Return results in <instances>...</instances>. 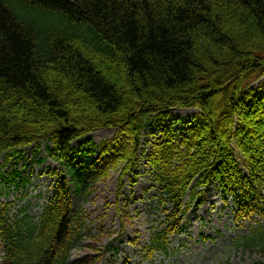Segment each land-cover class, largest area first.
<instances>
[{
    "label": "trees",
    "instance_id": "1",
    "mask_svg": "<svg viewBox=\"0 0 264 264\" xmlns=\"http://www.w3.org/2000/svg\"><path fill=\"white\" fill-rule=\"evenodd\" d=\"M233 13L246 29L230 25ZM176 108L200 114L187 136L155 142L145 157L165 213L148 258L167 252L212 186L239 220L264 219V0H0V155L45 145L70 166L74 142L118 129L90 168L94 184L120 174L122 191L143 163L149 122ZM85 144L76 157L95 153ZM83 191L60 179L38 224L0 210V264H101L98 246L114 236L104 228L88 232L89 254L71 259L85 240L86 218L73 211ZM120 199L106 204L123 236L134 217ZM242 246L264 253L263 229Z\"/></svg>",
    "mask_w": 264,
    "mask_h": 264
},
{
    "label": "rangeland",
    "instance_id": "2",
    "mask_svg": "<svg viewBox=\"0 0 264 264\" xmlns=\"http://www.w3.org/2000/svg\"><path fill=\"white\" fill-rule=\"evenodd\" d=\"M238 15H229V20L232 21L230 25H241ZM250 24L248 22L246 26L249 27ZM241 26L243 30L246 29ZM243 30L241 33L245 32ZM169 113L170 116L165 120L155 115L149 122L140 152L143 163L135 171L137 177H132L134 183L125 180L126 187L122 191L120 174L113 172L107 180L94 184V171L90 168L91 165L99 166L105 159L102 144L113 140L118 129L99 130L74 142L70 166L50 159L44 146L40 149L27 147L16 158L7 159L6 154L2 153L0 209L8 210L7 215L12 222L25 215L30 222L38 223L49 200L57 191L58 179L50 177L48 173L57 172L61 175L60 179H66L72 189L76 183L83 186V194L74 197L73 205L75 214L83 211L82 216L89 217L84 234L90 231L92 235H96L104 228L105 232L114 235L113 238H104L98 246L101 252H105L106 262L123 264L128 259L131 264H264V253L260 252V248L247 250L241 246L244 239L251 237L253 232H258L261 228L264 230V219H257V223L238 221L232 203H225L214 188L206 196L204 204L187 215L184 233L170 240L167 253L157 254L152 259L147 257L146 248L149 246L151 228L160 226L164 221V212L157 203V192L152 189V178L145 166V157L153 143L162 139L180 140L187 136V123L200 114L196 110L180 108ZM86 140H92L97 146L95 153L89 157H76L78 150L89 149L85 144ZM79 171L81 173L77 175ZM119 197L130 206L134 226L126 228L123 236L116 238L121 230L119 213L115 206H108L106 202L115 205L119 202ZM89 245L91 242L85 240L83 246L75 248L72 251L73 259L88 254ZM2 258L0 248V260Z\"/></svg>",
    "mask_w": 264,
    "mask_h": 264
}]
</instances>
